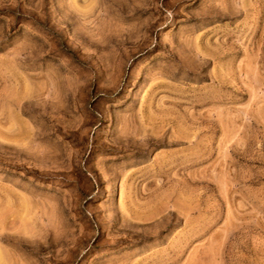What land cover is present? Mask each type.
I'll return each instance as SVG.
<instances>
[{
    "label": "rangeland",
    "instance_id": "obj_1",
    "mask_svg": "<svg viewBox=\"0 0 264 264\" xmlns=\"http://www.w3.org/2000/svg\"><path fill=\"white\" fill-rule=\"evenodd\" d=\"M0 264H264V0H0Z\"/></svg>",
    "mask_w": 264,
    "mask_h": 264
}]
</instances>
